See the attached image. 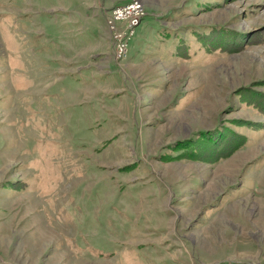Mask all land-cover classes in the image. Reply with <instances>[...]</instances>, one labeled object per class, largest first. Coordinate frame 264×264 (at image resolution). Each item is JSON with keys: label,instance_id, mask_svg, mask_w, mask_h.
<instances>
[{"label": "rangeland", "instance_id": "374dc122", "mask_svg": "<svg viewBox=\"0 0 264 264\" xmlns=\"http://www.w3.org/2000/svg\"><path fill=\"white\" fill-rule=\"evenodd\" d=\"M142 1L0 0V264H264V0Z\"/></svg>", "mask_w": 264, "mask_h": 264}, {"label": "built area", "instance_id": "2783aa9c", "mask_svg": "<svg viewBox=\"0 0 264 264\" xmlns=\"http://www.w3.org/2000/svg\"><path fill=\"white\" fill-rule=\"evenodd\" d=\"M142 0H128L122 4L112 5L104 9V22L107 28L109 40L113 48L115 59L126 56L128 42L135 32V28L140 25L142 18L146 15L143 10ZM123 28H118L119 25ZM214 264H241L237 260L220 261Z\"/></svg>", "mask_w": 264, "mask_h": 264}, {"label": "crops", "instance_id": "0c3cea01", "mask_svg": "<svg viewBox=\"0 0 264 264\" xmlns=\"http://www.w3.org/2000/svg\"><path fill=\"white\" fill-rule=\"evenodd\" d=\"M124 1L126 2V0H102V3L103 7L108 8L112 5L120 4V2L125 3ZM106 38L108 40V36H106ZM108 46H110V44H108ZM221 243H225V240L219 239L218 244L211 242L205 244V246H203L204 252L202 254H196L195 252H193L194 250L192 247L189 251H180V253H177V256H172L173 253L168 254L171 255L170 259L173 262L172 264H214L226 260H237L241 264H259L251 259L245 260L243 258H240V256L238 255L241 254L242 251H239L237 248V250H233V245H231L233 244L232 242L228 244V246L230 245L229 247L223 246L225 248H228V251H226L225 248H222Z\"/></svg>", "mask_w": 264, "mask_h": 264}]
</instances>
